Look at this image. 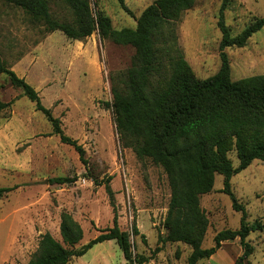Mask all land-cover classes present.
<instances>
[{
    "label": "rangeland",
    "instance_id": "374dc122",
    "mask_svg": "<svg viewBox=\"0 0 264 264\" xmlns=\"http://www.w3.org/2000/svg\"><path fill=\"white\" fill-rule=\"evenodd\" d=\"M89 1L94 11L102 9L115 28H122L135 27V17L154 0H124L133 14L128 13L119 0ZM49 4L55 18L73 21V11L65 0H49ZM221 4L222 0H196L177 22L178 46L200 78L216 73L221 65L222 31L218 25ZM263 16L264 0H228L224 10V21L232 36L239 35L255 18ZM88 37L100 49L101 71L95 67L88 69L78 62L62 63L60 80L42 84L38 77L39 67L44 64L57 74L58 66L51 55L58 54L59 48L68 47L75 41L60 30L48 31L44 25L32 22L20 6L0 0L1 55L9 66L19 70L12 67L19 75L23 71L17 60L30 58L28 66L33 65L32 78L28 75L26 80L30 83L34 80L39 86L43 104L61 118L64 131L83 145L87 159L84 163L73 146L52 134V123L36 109V103L23 93L21 87L11 85L8 75L2 73L0 99L14 101L10 107L16 114L32 119L35 129L44 135L34 138L32 170L17 173L15 178L2 179L0 176V184L10 185L16 180L20 184H33L31 188L22 186L25 190L21 198L34 193L31 215L36 230L41 233L49 231L61 239L60 214L68 210L84 229V237L77 245L80 247L97 236L100 229L112 226L116 212L120 228L130 233L134 252L149 257L154 255L143 264H188L190 245L169 241L160 243L158 240L159 234H168L163 224L170 198L165 171L150 158H139L131 147L121 145L113 109L105 104L113 97L110 75L130 66L135 50L130 45L101 39L97 31ZM224 51L229 59L232 80L263 74L264 26L253 33L245 45L227 46ZM16 93L21 95L14 99ZM10 116L9 110L0 114V122ZM24 145L19 144L16 149L20 156L26 153ZM229 157L234 166H238L240 161L236 150L230 151ZM58 176L73 180L64 183L49 181ZM110 177L108 184L113 190L115 207L106 189L105 181ZM223 180L222 174H216L213 189L200 196L201 206L209 219L203 247L213 245L214 236L220 230L240 227L242 213L233 208L230 195L222 191ZM231 188L245 205L247 220L258 219L262 224L247 237L254 247L248 260L252 264H264V159H254L248 167L234 174ZM134 225L141 234H134ZM39 236L36 232L28 255H12L4 264H26L37 248ZM158 245L162 246L161 250L153 254ZM241 253L242 246L237 237L224 241L214 254L197 264H234ZM68 264H128V261L112 239L94 244L84 255L72 258Z\"/></svg>",
    "mask_w": 264,
    "mask_h": 264
},
{
    "label": "trees",
    "instance_id": "16d2710c",
    "mask_svg": "<svg viewBox=\"0 0 264 264\" xmlns=\"http://www.w3.org/2000/svg\"><path fill=\"white\" fill-rule=\"evenodd\" d=\"M20 6L32 22L44 25L48 31L60 30L68 38L84 40L97 31L101 39L115 44L130 45L135 52L125 70L111 74V105L116 129L122 146L131 147L139 158H150L165 171L170 187V198L163 224L168 234H159V242H183L191 246L188 264L214 254L226 240L240 239L242 253L234 264H252L248 260L254 247L247 239L253 230L262 227L257 219L247 220V210L231 188L234 174L248 167L254 159H264V73L232 80L230 64L224 48L243 46L248 38L264 26V16L257 17L243 31L232 36L224 21L228 0H222L218 25L221 65L206 78L196 76L177 42V22L184 11L196 0H154L136 19L135 27L115 28L102 9H92L89 0H65L73 11V21L55 18L49 0H4ZM121 6L133 14L124 0ZM8 75L11 85L21 87L23 93L36 103L52 123V134L60 137L79 153L87 163L85 148L68 135L59 116L46 107L39 91L9 66L0 53V74ZM10 101L0 99V110ZM236 150L238 166H234L229 152ZM222 174V191L230 195L233 208L241 211L240 227L225 228L214 236V244L203 247L202 241L209 219L201 206L200 196L214 187L215 175ZM71 177L58 176L49 181L64 183ZM106 189L115 207L113 190ZM1 186L0 197L16 188ZM134 234H141L134 225ZM60 235L41 233L36 250L26 264H68L72 258L84 255L94 244L115 240L128 264H143L153 258L134 252L130 233L120 228L117 213L113 225L80 247L84 237L80 221L68 211L60 214ZM144 237V235H142ZM158 245L153 254L161 250Z\"/></svg>",
    "mask_w": 264,
    "mask_h": 264
},
{
    "label": "crops",
    "instance_id": "0c3cea01",
    "mask_svg": "<svg viewBox=\"0 0 264 264\" xmlns=\"http://www.w3.org/2000/svg\"><path fill=\"white\" fill-rule=\"evenodd\" d=\"M88 39L89 37L86 40L73 39L75 42L72 45L63 47V49L59 48L58 54L53 53L51 59L58 66L59 72L56 74L54 69L46 68L43 64L38 70L40 82L44 84L59 81L63 75L60 68L62 63L71 65L78 62L79 64H85L88 69L95 67L100 72L102 68L100 49L97 43H93ZM32 61L33 59L31 63H33ZM47 61L50 62V60ZM29 62V57L17 60L18 67L22 68L23 71L20 75L17 74L23 76L25 79L28 75L32 78L33 65L30 64L28 66ZM12 67L16 71H19L15 66ZM31 83L35 84L34 80ZM35 85L36 87L33 86L41 92L39 86ZM20 95L16 93L14 99ZM7 110L11 112V116L0 122V176L2 179H8V177L15 178L18 175L17 173H28L32 170L34 163V138L37 135H44L35 129L32 119L17 115L10 106L0 110V114H3ZM19 144H25L24 146L26 147V153H23L22 156L16 150ZM15 185L18 186L0 197V264L8 262L12 255H28L36 232L41 234V230H36L33 216L31 215L35 204L34 193L32 196L26 194L25 198H21L22 194H24L22 192L25 190L22 186L31 188L33 184H29V182H22L20 184L16 180V182H12L10 185L1 186ZM12 194H14V197Z\"/></svg>",
    "mask_w": 264,
    "mask_h": 264
},
{
    "label": "built area",
    "instance_id": "2783aa9c",
    "mask_svg": "<svg viewBox=\"0 0 264 264\" xmlns=\"http://www.w3.org/2000/svg\"><path fill=\"white\" fill-rule=\"evenodd\" d=\"M83 181H85V179H83Z\"/></svg>",
    "mask_w": 264,
    "mask_h": 264
}]
</instances>
